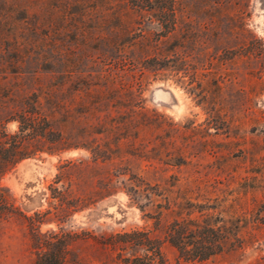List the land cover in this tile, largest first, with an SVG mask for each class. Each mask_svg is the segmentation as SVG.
Segmentation results:
<instances>
[{
	"label": "rangeland",
	"instance_id": "374dc122",
	"mask_svg": "<svg viewBox=\"0 0 264 264\" xmlns=\"http://www.w3.org/2000/svg\"><path fill=\"white\" fill-rule=\"evenodd\" d=\"M184 2L187 23L198 34L187 44L186 74L179 81L144 73L138 102L145 114L136 118L138 133L128 128L127 137L120 128L128 116L114 109L119 103L106 102L96 114L105 127H93L78 112L79 85L62 75L107 69L100 61L112 52L104 38L116 27L123 1L0 0V121L6 132H17L10 117L23 97L36 94L44 110L63 108L49 119L61 132L60 145L0 173V188L41 234L77 235L71 250L81 264H122L120 250L104 243L135 229L161 241L166 264H264V0ZM115 123L120 128L108 130ZM70 146L79 147L60 150ZM138 179L141 188H151L149 200L134 201L127 191ZM157 186L177 203L215 198L207 187L224 190L227 204L235 200L245 210L244 247L205 261L179 258L163 238L177 210L159 208L164 201L153 195ZM189 187L193 194L184 196ZM28 224L17 215L1 218L0 264H33Z\"/></svg>",
	"mask_w": 264,
	"mask_h": 264
},
{
	"label": "trees",
	"instance_id": "16d2710c",
	"mask_svg": "<svg viewBox=\"0 0 264 264\" xmlns=\"http://www.w3.org/2000/svg\"><path fill=\"white\" fill-rule=\"evenodd\" d=\"M122 1L121 11L115 15L117 25L104 38V46L112 52V55L100 61L108 66L107 69L88 76L76 75L71 71H63L62 75L70 84L79 85V88L75 89L81 99L78 112L87 115L93 123L91 126H102V129L105 127L106 124L97 118L96 114L103 113L101 109L104 104L113 100L114 103H119V106L114 108L118 110L116 113L121 111L128 118L121 128L120 124L115 123L109 125L111 128L108 130L120 128L130 137L128 128L132 133H138L136 118L145 114L144 107L138 102L141 103L142 76L149 72L155 77L173 75L182 81L189 66L187 44L196 41L198 34L187 23L184 0ZM221 3L224 4L223 1ZM194 75L195 73L192 79H196ZM125 76H130L134 81H124ZM134 85L137 86V94L133 91ZM49 98L47 96L44 99ZM22 100L21 105L12 111L10 117L17 123L15 134L9 135L0 121V173H4L21 160L36 155L35 153L50 152L62 141L61 132L53 130L49 120L58 110H63L62 106H51L44 110L36 94L23 97ZM68 110L65 109L66 112ZM108 111L105 115L110 116L113 111ZM61 127H66V123ZM77 147L79 146L59 149ZM93 155L102 157L99 150H94ZM135 183L138 184L127 189L132 195V200H149L147 192L151 188L147 184L141 188L143 182L139 179ZM192 188H187L184 196L193 194ZM211 188V191L208 187L205 188V192H217L214 194L215 198L208 197L202 202H192L191 197H186L182 203L171 200L158 186L155 188L153 195H163L164 205L159 208L169 212L177 210L176 216L165 226L163 238L183 260L205 261L244 247V240L239 236L240 223L246 220L243 206L235 200L227 204L229 194L224 190ZM142 208L139 206L141 212ZM16 215L29 222L34 251L33 264H81L80 259L71 250L77 235L64 232L41 234L33 219L19 212L10 202L7 190L0 188V220ZM160 215L161 212H157L152 216L156 224L159 223ZM106 241L104 245L120 250L122 264H166L161 251V241L151 237L148 231L135 229L111 236Z\"/></svg>",
	"mask_w": 264,
	"mask_h": 264
}]
</instances>
